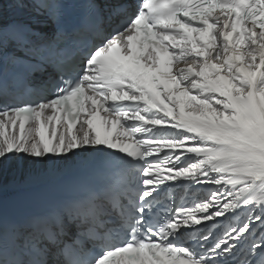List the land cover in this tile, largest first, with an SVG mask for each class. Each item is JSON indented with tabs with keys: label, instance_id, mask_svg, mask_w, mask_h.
I'll use <instances>...</instances> for the list:
<instances>
[{
	"label": "snow or ice",
	"instance_id": "snow-or-ice-1",
	"mask_svg": "<svg viewBox=\"0 0 264 264\" xmlns=\"http://www.w3.org/2000/svg\"><path fill=\"white\" fill-rule=\"evenodd\" d=\"M85 154L106 182L6 207ZM0 264H264V0H0Z\"/></svg>",
	"mask_w": 264,
	"mask_h": 264
},
{
	"label": "bare ground",
	"instance_id": "bare-ground-1",
	"mask_svg": "<svg viewBox=\"0 0 264 264\" xmlns=\"http://www.w3.org/2000/svg\"><path fill=\"white\" fill-rule=\"evenodd\" d=\"M96 154H85L80 158H72L61 165L37 167L27 161H14L6 166L4 193L23 191L42 184L50 176H60L71 172L79 162L91 161Z\"/></svg>",
	"mask_w": 264,
	"mask_h": 264
}]
</instances>
